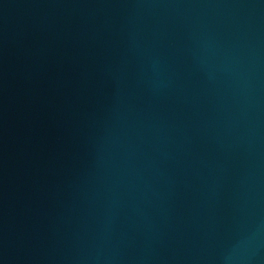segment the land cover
<instances>
[{
	"label": "water",
	"instance_id": "obj_1",
	"mask_svg": "<svg viewBox=\"0 0 264 264\" xmlns=\"http://www.w3.org/2000/svg\"><path fill=\"white\" fill-rule=\"evenodd\" d=\"M0 264H264V0H0Z\"/></svg>",
	"mask_w": 264,
	"mask_h": 264
}]
</instances>
